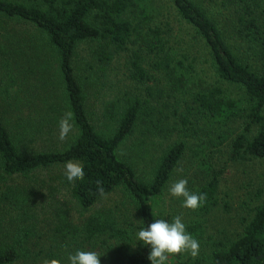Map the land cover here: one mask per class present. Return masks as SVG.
<instances>
[{
	"label": "trees",
	"instance_id": "trees-1",
	"mask_svg": "<svg viewBox=\"0 0 264 264\" xmlns=\"http://www.w3.org/2000/svg\"><path fill=\"white\" fill-rule=\"evenodd\" d=\"M222 9L228 15H221ZM0 16L32 26L54 50L66 107V113L54 114L56 126L70 114L76 131L61 150L23 151L0 112V170L5 175L29 177L64 167L69 160L84 170L82 179L67 183L81 211L94 212L77 225L62 221L58 231L62 245L67 244L64 264L70 253L93 244L100 249V264H151L149 249L134 240V233L158 218L156 204L188 147L195 145L192 141L208 137L191 156L202 176L191 184V192L206 196L193 210L200 219L187 226L194 238L202 235L203 218L217 204L223 172L206 161L199 147L228 143L231 162L264 161V0H0ZM221 17L229 19L235 36L223 31ZM237 36L249 42L248 52L231 43ZM85 43H104L108 58H125L130 80L149 93L146 99L135 96L109 109L104 132L90 120L85 85L74 66ZM252 51L262 68L249 59ZM153 79L156 85L148 86ZM239 120L244 124L234 136L232 126ZM141 128L166 143L146 173L121 155L123 144ZM115 193L125 197L129 216L93 209ZM23 196L17 204L28 202L25 190ZM250 214L235 240L203 245L211 249L203 259L172 256L173 264H264V200ZM15 233L14 244L0 242V264H30V230L19 226Z\"/></svg>",
	"mask_w": 264,
	"mask_h": 264
},
{
	"label": "rangeland",
	"instance_id": "rangeland-1",
	"mask_svg": "<svg viewBox=\"0 0 264 264\" xmlns=\"http://www.w3.org/2000/svg\"><path fill=\"white\" fill-rule=\"evenodd\" d=\"M224 14L225 10L222 9L221 15ZM219 21L223 31H229L231 36H235L228 18L221 17ZM172 26H175L174 21ZM181 36L186 39V33L182 32ZM231 43L241 52H248L249 42L239 36L233 38ZM103 46L104 43L82 44L74 58V66L85 85L90 120L98 131L104 132L109 109L135 96L146 99L149 93L147 87L130 80L125 58H108L107 49H103ZM249 53V59L262 68L256 52ZM200 66L210 70L204 63ZM156 82L153 79L146 83L154 87ZM64 93L56 54L47 45L46 39L32 26L0 16V112L18 148L30 152L61 150L68 135L76 132L71 129L63 140L60 139L59 125L56 126L58 120L54 114L66 113ZM173 110L174 107L170 109ZM190 119L194 117L190 116ZM241 124L244 122L239 120L232 126L234 136L242 129ZM204 126L201 123V127ZM143 132L142 128L136 131L121 147V155L135 164L139 173H146L150 168L148 162H151L153 156L161 155L164 150L161 146H166L163 137L155 141L151 135ZM201 132L200 138L203 139L205 130ZM205 139L192 141L194 143L191 144L195 145L188 147L185 160L156 204L158 218L172 220L180 216L186 231L192 220L200 218L193 210L182 206L183 198L171 196L169 189L179 180L185 179L188 181L186 187L191 192V184L201 181L202 176L198 174L194 157L191 159V156L195 152L193 150L197 149L196 145ZM217 144H209L205 149L199 147L206 161L223 171L217 204L204 216V231L195 238L200 244L198 255L193 257L188 252L181 253L180 256L175 255L178 261L182 260L179 257L183 260L203 259L211 251L209 248L202 249L203 245L219 242L228 244L235 240L242 234L251 210L264 200V161L231 162L229 144ZM64 173L65 169L61 167L39 171L29 177H9L0 170V242L14 244L18 227L28 228L30 264H45L52 259L59 260V257L60 264H64L61 258L65 257L67 244L62 245L58 231L63 225L62 221L69 220V223L77 225L94 212L81 211L71 195ZM24 190L28 194L27 203L22 202L25 198ZM18 199L22 200L19 204ZM93 209H112L122 216H129L130 213L126 199L120 193L105 198ZM85 248L100 251L94 244ZM170 264H173L172 256Z\"/></svg>",
	"mask_w": 264,
	"mask_h": 264
},
{
	"label": "clouds",
	"instance_id": "clouds-1",
	"mask_svg": "<svg viewBox=\"0 0 264 264\" xmlns=\"http://www.w3.org/2000/svg\"><path fill=\"white\" fill-rule=\"evenodd\" d=\"M71 115L66 114L59 121L60 139L63 140L71 131ZM65 177L69 183L83 178L84 170L71 160L64 165ZM188 181L181 179L169 189L171 196L182 199V206L195 210L202 206L206 199L203 193L188 191ZM134 240L149 249L148 260L151 264H165L169 256L188 252L193 257L198 255L199 241L186 231V226L180 216L172 220L164 218L153 219L146 227H141L134 233ZM136 243V244H137ZM100 256L96 251L76 249L67 257V264H100ZM45 264H60L57 259L46 261Z\"/></svg>",
	"mask_w": 264,
	"mask_h": 264
}]
</instances>
